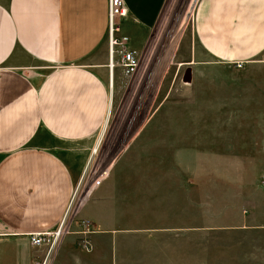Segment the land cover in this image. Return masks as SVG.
Returning <instances> with one entry per match:
<instances>
[{"label": "crops", "instance_id": "obj_1", "mask_svg": "<svg viewBox=\"0 0 264 264\" xmlns=\"http://www.w3.org/2000/svg\"><path fill=\"white\" fill-rule=\"evenodd\" d=\"M165 2L123 0L120 34L129 49L145 50ZM107 32V0H0V237L28 241V233L56 230L67 213L109 124ZM181 49L186 63L179 67L186 66L193 96L182 116L187 124L142 126L128 150L144 135L148 145L137 149L135 159L146 167L149 156L154 168L162 150L185 146L189 158L203 150L209 165L216 161L232 174L222 181L241 184L244 178L252 184L250 192L259 189L264 185V0H199ZM119 68H113L112 82H122ZM216 117L217 128L208 126L207 119ZM144 173L139 180L144 184L161 179ZM99 196L81 213L94 224L91 250H83L78 230L69 228L48 264H172L171 253L163 261L157 238L169 229L122 227L113 219L104 226L105 218L92 210ZM262 218L258 209L252 211L248 228L264 230V223L254 222Z\"/></svg>", "mask_w": 264, "mask_h": 264}, {"label": "rangeland", "instance_id": "obj_2", "mask_svg": "<svg viewBox=\"0 0 264 264\" xmlns=\"http://www.w3.org/2000/svg\"><path fill=\"white\" fill-rule=\"evenodd\" d=\"M198 1L166 0L150 40L140 53L138 73L127 77L121 71L122 82H113L105 137L93 152L83 180L75 189L76 197L65 226L78 230V234L83 228L81 221L89 220L82 217V210L101 194L100 204L92 210L105 218L104 226L110 225L109 219H113L114 224L128 223L135 229H169L157 236L162 239L163 261L168 260L171 253L172 264H264V230L248 228L255 209L263 218L254 222L264 223L262 183L259 189L250 192L252 184L247 179L243 178L241 184L224 182L223 179L232 177L228 170L225 172L213 160L209 163L215 164L209 165V153L203 150L197 152L196 158H189L191 152L185 146L184 149L179 146V149L160 151L161 157L156 160L155 168L148 166L153 163L149 156L143 160L147 166L139 167L135 159L137 149L148 145L144 135L128 150L135 137L133 133L142 126L187 124L182 116L193 99L192 87L187 82L186 66L179 67V64L186 63L182 60L181 46L192 32ZM177 13L181 14L182 20L185 18L180 37L171 63L153 85L150 79L171 26L177 20ZM213 111L217 116V109ZM207 120L208 126L217 128L218 118ZM109 165L108 173L103 176ZM143 173L145 176L157 174L161 179L158 183L144 184L139 181ZM100 176L103 179L101 185L92 187V180ZM235 185H241V189ZM239 218L246 228L238 226ZM89 221L93 231L94 224ZM47 252V247L33 248L22 237H0V264H42Z\"/></svg>", "mask_w": 264, "mask_h": 264}, {"label": "built area", "instance_id": "obj_3", "mask_svg": "<svg viewBox=\"0 0 264 264\" xmlns=\"http://www.w3.org/2000/svg\"><path fill=\"white\" fill-rule=\"evenodd\" d=\"M108 5V32H107V44L109 52V73H110V90L112 89V72L115 66H119L122 72L127 77H133L138 73L140 66V54L136 51L128 48V38L120 34L121 19L126 14V10L123 5V0H107ZM102 176L92 180V187H98L102 183ZM76 197V190L71 198L68 211L59 223L58 227L54 231L45 232H32L27 234L29 245L33 248L47 247L48 252L42 264H47V258L54 250L58 241L61 240L64 235L69 232L67 226H65L66 216L74 202ZM80 225L83 227L78 232L82 235L80 246L85 251H90L89 235L93 232L90 230V221L82 220Z\"/></svg>", "mask_w": 264, "mask_h": 264}, {"label": "bare ground", "instance_id": "obj_4", "mask_svg": "<svg viewBox=\"0 0 264 264\" xmlns=\"http://www.w3.org/2000/svg\"><path fill=\"white\" fill-rule=\"evenodd\" d=\"M176 16H177V20L171 26L172 30L169 32L166 41L164 42V45L162 47V51L157 58L155 71L150 79L152 80L151 83H153V85L157 83L154 80L156 79V81H158L161 75L163 74V72L166 70L167 66L171 63L172 55L175 51L176 44L180 37L181 26L182 23H184L185 18L182 20L181 14L178 13ZM112 87H113V82H112ZM109 169H110V165L105 169L103 176L106 175V173H108Z\"/></svg>", "mask_w": 264, "mask_h": 264}]
</instances>
